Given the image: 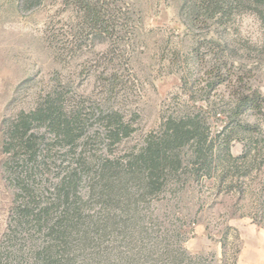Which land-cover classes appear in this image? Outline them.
Returning a JSON list of instances; mask_svg holds the SVG:
<instances>
[{"label":"rangeland","instance_id":"1","mask_svg":"<svg viewBox=\"0 0 264 264\" xmlns=\"http://www.w3.org/2000/svg\"><path fill=\"white\" fill-rule=\"evenodd\" d=\"M174 119L194 136L151 178ZM8 232L21 264H264V0H0Z\"/></svg>","mask_w":264,"mask_h":264},{"label":"trees","instance_id":"2","mask_svg":"<svg viewBox=\"0 0 264 264\" xmlns=\"http://www.w3.org/2000/svg\"><path fill=\"white\" fill-rule=\"evenodd\" d=\"M53 105H55L53 103ZM49 108L52 107L50 104ZM47 114H50L49 117L55 119L59 115V110L57 108L51 109V111ZM45 110L36 111L35 115H33V119H42L47 114ZM23 124H27V119H23ZM77 120L66 118L63 120L61 127L58 129V136H62V140H64L67 144H72L77 140L81 133H75L74 126L76 125ZM193 130L188 127L187 120L185 119H178V120H170L168 126L165 130V135L159 140H148L146 148V155L142 160V165L146 168L148 166L149 176L153 178V175L157 173V167L159 164L164 165L165 163L171 161L174 157L170 154L172 150L180 149L182 146L187 144L191 138H193ZM34 156H37L35 154ZM36 160V157H34ZM33 215H34V208L29 202L22 203L13 213H12V221L9 223V228L13 232L16 229L26 230L30 227L33 223ZM77 229V226L71 229L70 232L64 231L61 229H56L50 231L51 234L56 238L58 241L65 242L67 240V236L69 234L74 233ZM69 233L68 235H65ZM5 239V240H4ZM4 240V242H3ZM11 235L8 232L4 234V238L0 241V264H21L22 261L25 259L23 256L25 255L23 251L20 250H12L9 243L11 242ZM54 243V242H53ZM50 243L46 246H43L41 250L35 252L38 254V257L44 260L43 263L39 261L32 263L31 259L28 263L25 264H51L47 258H49V254L52 252H57L55 249V244ZM13 244V242H12ZM53 244V245H52ZM4 259V260H3ZM97 264L106 263L108 258L102 256V258H98ZM5 261V262H4ZM93 261V260H92Z\"/></svg>","mask_w":264,"mask_h":264}]
</instances>
